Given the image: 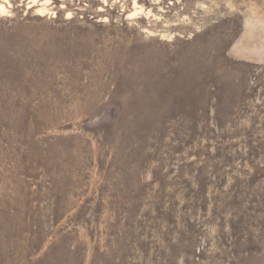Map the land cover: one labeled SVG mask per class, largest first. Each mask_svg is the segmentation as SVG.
<instances>
[{
	"label": "rangeland",
	"instance_id": "rangeland-1",
	"mask_svg": "<svg viewBox=\"0 0 264 264\" xmlns=\"http://www.w3.org/2000/svg\"><path fill=\"white\" fill-rule=\"evenodd\" d=\"M0 0V264H264V0Z\"/></svg>",
	"mask_w": 264,
	"mask_h": 264
},
{
	"label": "bare ground",
	"instance_id": "bare-ground-1",
	"mask_svg": "<svg viewBox=\"0 0 264 264\" xmlns=\"http://www.w3.org/2000/svg\"><path fill=\"white\" fill-rule=\"evenodd\" d=\"M32 1H33V2H36V0H32ZM46 2H47V0H44V3H42V4H41V7L38 8V12L36 13L37 15L42 16V14H40V12H43V11L47 10L46 7H45ZM0 11H1V12L4 11V7H3L2 5H0Z\"/></svg>",
	"mask_w": 264,
	"mask_h": 264
}]
</instances>
